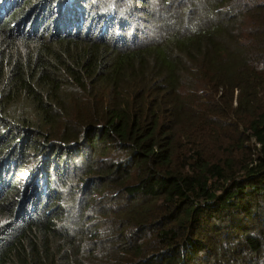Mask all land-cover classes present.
Returning <instances> with one entry per match:
<instances>
[{
  "label": "trees",
  "instance_id": "16d2710c",
  "mask_svg": "<svg viewBox=\"0 0 264 264\" xmlns=\"http://www.w3.org/2000/svg\"><path fill=\"white\" fill-rule=\"evenodd\" d=\"M0 264H264V0H0Z\"/></svg>",
  "mask_w": 264,
  "mask_h": 264
},
{
  "label": "rangeland",
  "instance_id": "374dc122",
  "mask_svg": "<svg viewBox=\"0 0 264 264\" xmlns=\"http://www.w3.org/2000/svg\"><path fill=\"white\" fill-rule=\"evenodd\" d=\"M33 160L30 161V163L28 165H32ZM28 168V167H27ZM21 175L24 176V172H21Z\"/></svg>",
  "mask_w": 264,
  "mask_h": 264
}]
</instances>
